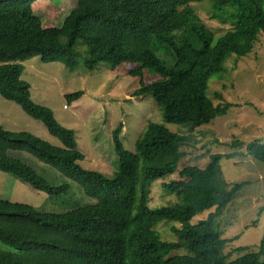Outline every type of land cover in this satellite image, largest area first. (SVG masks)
<instances>
[{"label": "trees", "instance_id": "trees-1", "mask_svg": "<svg viewBox=\"0 0 264 264\" xmlns=\"http://www.w3.org/2000/svg\"><path fill=\"white\" fill-rule=\"evenodd\" d=\"M35 1L0 0V95L42 121L62 146L0 126V170L46 193L59 212L0 198V264H264V238L258 252L229 253L219 226L227 206L249 183L223 194L193 183L194 177L209 179L224 156L241 152L213 154L205 167L184 166L180 180L163 183L179 202L150 207L155 181L175 173L185 156L187 137L165 122L195 128L234 106L216 104L208 88L231 55L241 58L255 49L264 33V0H213L212 18L233 26L218 42L192 7L204 0H156L168 13L156 31L148 24L154 11L149 0H76L71 26L46 33ZM81 44L88 48L89 70L100 63L134 65L129 73L139 78L140 88L132 96H150L163 111L164 122H149L134 151L123 144L124 123L113 129L118 156L113 176L83 166L76 131L59 122L51 108L35 103L23 79V63L35 57L77 70L84 57ZM84 96L79 92L67 99ZM241 143L235 139L233 147ZM246 153L264 160V141H252ZM205 211L208 218L191 223ZM161 221L181 224L173 229L177 241L160 239L154 228ZM181 249L190 255H172ZM234 252L242 255L231 260Z\"/></svg>", "mask_w": 264, "mask_h": 264}, {"label": "rangeland", "instance_id": "rangeland-1", "mask_svg": "<svg viewBox=\"0 0 264 264\" xmlns=\"http://www.w3.org/2000/svg\"><path fill=\"white\" fill-rule=\"evenodd\" d=\"M149 1L153 3L154 11L148 24L156 31L168 19V13L156 0ZM76 7V0H36L33 3L35 12L43 16V33L59 30L61 26H71L70 15L72 18ZM192 7L214 31L216 42L232 30L231 24L212 18L213 0L194 3ZM80 49L84 57L76 72L65 64L44 63L35 57L23 63L26 67L23 79L32 84V99L35 103L51 108L59 122L76 131L79 148L86 156L81 161L83 166L113 176L118 170L113 129L120 122L124 123L123 144L128 150L134 151L136 139L142 135L149 122H164L163 111L150 96L139 99L132 96L140 88L139 78L129 73L134 65L126 63L113 68L108 63H100L94 70H89L86 65L88 48L81 44ZM38 65L45 66V69L36 68ZM79 92L85 94L83 99L75 102L67 99V96ZM208 97L216 104L230 103L234 106L212 123L195 128L165 122L171 130L187 137L182 147L185 156L179 161L175 173L155 181L150 207L179 202L176 195L166 193L163 183L180 180L179 171L184 166L205 167L212 160L213 154L241 152L232 157L224 156L209 179L194 177L193 183L206 188L215 186L218 194L227 192L237 183H249L227 206L219 226L223 238L227 240V252L239 248H250L258 252L264 238V160L246 153V147L254 140L264 141V33L252 53L241 58L231 55L227 59L225 71L211 79ZM0 126L9 130L29 131L55 146H62L42 121L32 118L20 105L1 95ZM235 139L242 141L237 147H233ZM98 157H102L103 162ZM73 186L77 196L87 202L88 197L80 191L78 185L74 183ZM0 198L59 212L46 193L37 191L3 170H0ZM209 214L210 211L198 214L191 223L195 225L208 218ZM179 227V222L161 221L154 229L161 240L175 242L177 237L173 229ZM172 255L190 253L181 249ZM240 255L234 252L231 260Z\"/></svg>", "mask_w": 264, "mask_h": 264}, {"label": "crops", "instance_id": "crops-1", "mask_svg": "<svg viewBox=\"0 0 264 264\" xmlns=\"http://www.w3.org/2000/svg\"><path fill=\"white\" fill-rule=\"evenodd\" d=\"M33 59V58H32ZM28 61V60H27ZM36 68H39L40 70L41 69H45V66H41V65H38L36 66ZM78 70V69H77ZM77 70L73 71V72H76ZM25 71H26V67H25ZM24 71V73H25ZM29 85L31 86V92H32V98H33V86L32 84L29 83ZM86 157V156H85ZM100 160L102 159V157H98ZM102 162H103V159H102ZM13 202H16V201H13Z\"/></svg>", "mask_w": 264, "mask_h": 264}]
</instances>
